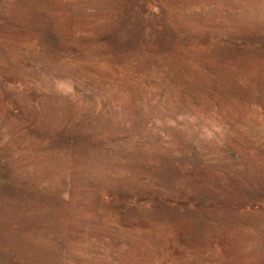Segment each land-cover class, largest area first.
Returning a JSON list of instances; mask_svg holds the SVG:
<instances>
[{
  "label": "rangeland",
  "instance_id": "1",
  "mask_svg": "<svg viewBox=\"0 0 264 264\" xmlns=\"http://www.w3.org/2000/svg\"><path fill=\"white\" fill-rule=\"evenodd\" d=\"M0 264H264V0H0Z\"/></svg>",
  "mask_w": 264,
  "mask_h": 264
}]
</instances>
